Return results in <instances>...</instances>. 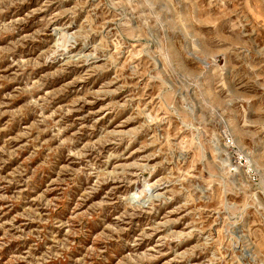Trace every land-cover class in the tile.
I'll use <instances>...</instances> for the list:
<instances>
[{
	"label": "rangeland",
	"instance_id": "1",
	"mask_svg": "<svg viewBox=\"0 0 264 264\" xmlns=\"http://www.w3.org/2000/svg\"><path fill=\"white\" fill-rule=\"evenodd\" d=\"M0 264H264V0H0Z\"/></svg>",
	"mask_w": 264,
	"mask_h": 264
},
{
	"label": "built area",
	"instance_id": "2",
	"mask_svg": "<svg viewBox=\"0 0 264 264\" xmlns=\"http://www.w3.org/2000/svg\"><path fill=\"white\" fill-rule=\"evenodd\" d=\"M222 136H223V138L225 139V146L227 147V148H231V149H234V148H236L233 144V140H231V138H230V136H229V134L226 132V131H223L222 132ZM238 168H237V166H234V170L236 171Z\"/></svg>",
	"mask_w": 264,
	"mask_h": 264
},
{
	"label": "bare ground",
	"instance_id": "3",
	"mask_svg": "<svg viewBox=\"0 0 264 264\" xmlns=\"http://www.w3.org/2000/svg\"><path fill=\"white\" fill-rule=\"evenodd\" d=\"M143 189H144V192H147V193L149 192V190L147 189V186L144 185ZM136 195H137V193L135 192L134 194H132L131 197L136 196Z\"/></svg>",
	"mask_w": 264,
	"mask_h": 264
}]
</instances>
